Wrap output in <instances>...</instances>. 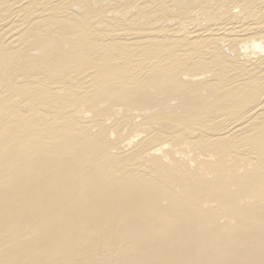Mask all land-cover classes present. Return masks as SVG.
Masks as SVG:
<instances>
[{
    "label": "bare ground",
    "instance_id": "1",
    "mask_svg": "<svg viewBox=\"0 0 264 264\" xmlns=\"http://www.w3.org/2000/svg\"><path fill=\"white\" fill-rule=\"evenodd\" d=\"M0 264H264V0H0Z\"/></svg>",
    "mask_w": 264,
    "mask_h": 264
}]
</instances>
